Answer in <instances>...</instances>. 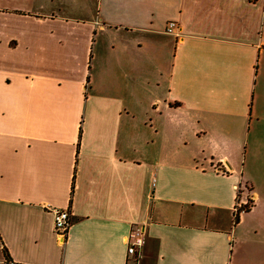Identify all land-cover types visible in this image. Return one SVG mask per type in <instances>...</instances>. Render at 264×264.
Segmentation results:
<instances>
[{"label": "crops", "instance_id": "obj_1", "mask_svg": "<svg viewBox=\"0 0 264 264\" xmlns=\"http://www.w3.org/2000/svg\"><path fill=\"white\" fill-rule=\"evenodd\" d=\"M0 264H264V0H0Z\"/></svg>", "mask_w": 264, "mask_h": 264}, {"label": "built area", "instance_id": "obj_2", "mask_svg": "<svg viewBox=\"0 0 264 264\" xmlns=\"http://www.w3.org/2000/svg\"><path fill=\"white\" fill-rule=\"evenodd\" d=\"M176 22H170L167 28L169 33L174 32L176 28ZM239 189V186L236 187ZM252 204L251 199H249L244 204H237L235 208L236 216L238 217L240 213L247 211ZM54 214V224H55V232L59 238V240L64 243L68 237V233L70 227L72 225L71 211L70 209H63L57 207H50ZM128 243V253L135 254L137 253L138 248H140L145 243V238L143 235V231L141 227H134L130 234L127 237Z\"/></svg>", "mask_w": 264, "mask_h": 264}, {"label": "rangeland", "instance_id": "obj_3", "mask_svg": "<svg viewBox=\"0 0 264 264\" xmlns=\"http://www.w3.org/2000/svg\"><path fill=\"white\" fill-rule=\"evenodd\" d=\"M254 173H255L257 176H260V175H261V174H260V169H259V168L255 169V170H254Z\"/></svg>", "mask_w": 264, "mask_h": 264}]
</instances>
